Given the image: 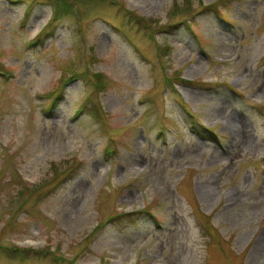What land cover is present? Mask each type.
Wrapping results in <instances>:
<instances>
[{
	"label": "rangeland",
	"instance_id": "374dc122",
	"mask_svg": "<svg viewBox=\"0 0 264 264\" xmlns=\"http://www.w3.org/2000/svg\"><path fill=\"white\" fill-rule=\"evenodd\" d=\"M68 1L0 0V264H264V0Z\"/></svg>",
	"mask_w": 264,
	"mask_h": 264
},
{
	"label": "trees",
	"instance_id": "16d2710c",
	"mask_svg": "<svg viewBox=\"0 0 264 264\" xmlns=\"http://www.w3.org/2000/svg\"><path fill=\"white\" fill-rule=\"evenodd\" d=\"M6 1L13 2V0H6ZM46 1L50 5L51 10L53 11L54 15H58L60 13V11H61L62 8L67 7L69 4L71 5V1H68V0H46ZM218 6H219V3L216 2V3L211 4V5H208V6L205 5L202 9L203 10H209V11H214L216 9V11H217ZM127 13L130 14L131 16H133L134 18L138 19L142 24H144L145 27L146 26H148V27L149 26H152L154 23H157L156 21H158V20L145 19L144 17H141V18L140 17H137V16H135L134 13H132L130 11H127ZM221 18L224 19L223 16H221ZM177 80H178V83H181V84H188V85L192 84V82L187 81V80H184L182 78H178L177 77ZM97 84H98L97 87H99L100 84L99 83H97ZM96 89L97 88H95V90ZM54 104H55V100H52L51 101V104H50V108L53 107ZM180 108H181L182 112L184 110L187 111V112H189L182 104L180 105ZM84 109H85L84 106H82V108L79 109L77 113L81 112ZM94 110L95 111L94 112L92 111V112H93V116L95 118H98L99 115H102V112H101L100 109L95 108ZM188 115L191 118L195 117L190 112H189ZM192 122H193V124H192L193 125V128L192 129L195 132H197L198 134H200V135H206L207 133L211 134V132H212L211 130H209L207 128H203L201 126H200V129H199L197 126H194V125H196V123H195L196 121H192ZM167 130H168L167 128H161V129H159L157 131V135H161V137L163 138L165 135H168L167 134ZM189 130L191 131V126H189ZM67 163H69V160H67L65 164H67ZM58 164H60V163H56V162H52L51 163V168L49 170H51L52 175L49 176L48 177V180L47 181H44L41 185H51L55 180L62 179V178L65 179V180H67V179L71 178L75 172H77V170L75 171V169L72 168V167L69 168V166H66L68 168H66V167H62L61 168V166H58ZM36 188H37V186H36ZM36 188H34V189H36ZM27 189L28 188H26L25 190H27ZM34 189H32L30 193H32V191ZM21 191H24V190L22 189ZM143 214H144V211H135V212H126V213H123V212L119 211L118 213L116 212V216L113 217V219L114 220H118V221L122 220L123 223L128 224V225H134L136 223L137 219L140 216H142ZM13 249L18 250V252L21 251V249L18 248V247L17 248L16 247H13Z\"/></svg>",
	"mask_w": 264,
	"mask_h": 264
}]
</instances>
